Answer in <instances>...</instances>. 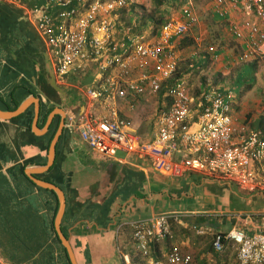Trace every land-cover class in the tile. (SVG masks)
I'll return each mask as SVG.
<instances>
[{
    "label": "built area",
    "instance_id": "2783aa9c",
    "mask_svg": "<svg viewBox=\"0 0 264 264\" xmlns=\"http://www.w3.org/2000/svg\"><path fill=\"white\" fill-rule=\"evenodd\" d=\"M55 2L64 7L69 0ZM224 3L241 5L253 15L231 26L236 37L248 36V50L241 59L248 58L264 46V0H215L216 8ZM126 4L127 0L86 1L61 10L56 19L48 13V4L27 10L50 50L58 84L63 85L70 73L85 70L90 62L97 64L99 77L80 88L86 103L77 117L68 116L69 126L89 149L103 156L121 151L171 178L196 172L231 181L246 191H264V136L239 122L217 87H209L196 100L183 80L175 81L166 91L171 103L158 111L151 139H143L121 113L120 103L157 94L176 72L178 56L172 38L187 33L197 21L185 7L180 18H170L162 26L158 38L128 37L129 45L118 51L112 42L114 21ZM133 69L138 72L135 77ZM180 216L165 211L132 223L134 247L148 264H193L192 256L174 244L161 257L150 254L151 242L172 237L171 221H180ZM226 242L236 245L239 264H264V233L247 234L235 228L215 232L214 249L221 251ZM120 258L130 264L127 254L121 253Z\"/></svg>",
    "mask_w": 264,
    "mask_h": 264
},
{
    "label": "crops",
    "instance_id": "0c3cea01",
    "mask_svg": "<svg viewBox=\"0 0 264 264\" xmlns=\"http://www.w3.org/2000/svg\"><path fill=\"white\" fill-rule=\"evenodd\" d=\"M34 2L31 0H0V4L8 3L18 10L15 18L19 23L23 21V26L27 32L31 31V28L36 32L32 17L29 16V11H27L39 6ZM48 2H51V6L53 1L47 0L43 5ZM188 2L192 3L191 0H188ZM80 5L81 3L74 7H79ZM53 9V11L57 12L56 14L52 13L50 9H48V13L56 19L59 14L58 8L53 6ZM215 11H219L221 15L224 13L223 17L228 20L229 25L240 24L243 20L252 19L253 17L251 13H246L241 5L234 7L232 4L224 3L221 7L215 8ZM115 18L112 42L117 43L120 50L125 45L121 38L122 34L124 32L126 34L129 27L121 25L118 21V11ZM234 21L237 23H234ZM229 31L231 36H233L231 28ZM148 33V31H144L135 37L142 36L147 39ZM128 37L134 36L128 35L127 40ZM248 39L247 35L241 38L236 37V40H239L241 44L245 43V46ZM42 44L44 45L43 42ZM173 44L174 46L176 45L175 49L178 56L182 48H179L177 39H173ZM126 46L128 45L124 47ZM14 48L15 46L8 48L3 45L0 48V109L2 111H13L28 101L22 112L29 108L31 109L32 106L34 117L35 103L31 102V98H35L39 104V113L36 121L39 129H43L46 126L48 115L52 110L59 108L63 112V116L56 114L60 117L59 124L60 122L64 123L62 132L63 130L67 132L66 138L59 143V148L64 156L60 166L63 173L70 176L72 185H80L82 182L84 183L86 177L91 176L92 182L97 184L96 188L99 185L102 186L101 183L105 184L107 181L108 170L116 175L114 179L116 183L120 182V168L113 169V164L134 166L144 172L143 189L136 190L124 201L114 202L111 220L106 227L99 226L88 220L77 221L68 230L70 242L72 237H86L92 257L98 264H123L120 258L121 253L129 256L130 264H148L147 259L143 258L134 247L132 223L138 219L166 211L180 214L181 220L171 221L172 237L170 239L151 242L150 254L153 257L163 256L170 245L174 244L192 256L193 264H239L236 245L233 242H226L223 249L217 251L212 244L214 234L215 232H226L232 228L240 229L247 234L264 233V191H246L231 181L216 179L196 172H191L178 178H171L154 172L149 167L148 162L136 156L126 155L121 151H117L111 156H103L89 149L81 140L79 133L69 126L67 118L68 116L77 117L82 112L86 102L80 88L89 86L98 79L97 64L90 62L85 70L78 73H70L63 85L55 81L61 90L57 91L49 83L50 77L54 76L52 75L53 65L50 50L44 45L43 61L41 63L31 57L30 51H23L22 49L14 51ZM180 54L179 56H181ZM178 64L180 66V63ZM9 71L14 74L11 79ZM137 74L136 69L131 71L132 77ZM158 95L159 92L157 94L146 93L145 95L131 98L130 104L128 99L125 103H120L121 113L131 121L137 133L146 140L151 139L153 136L156 129L155 119L153 120L152 129L147 131L148 134H145L147 129L146 126L144 127L140 124L139 113L144 114L147 112L144 111V108H148L147 104L149 101H155L159 104ZM165 95L167 97L166 92ZM199 98L197 96L196 100ZM163 100L162 109H166L171 102H168L167 98H163ZM15 101L18 103L17 107L13 110L9 109L8 106L13 105ZM251 105V103L249 105H241L240 108H243L241 110H243L244 116H249L251 123H256L258 116L255 117L256 112L252 108L250 109ZM48 108L52 109L41 126L40 112L41 110L46 111ZM140 109L143 111L140 112ZM16 116L10 118L0 117V196L2 194L4 196L10 195L12 191L15 192L14 184L8 173V170L13 168V166L26 163L24 173L31 180L28 170L31 167L44 166L48 161L46 153L45 164H27L32 159H38L45 155L44 150L40 147V141H35L34 136L45 134L48 128L43 133H36L32 129V122L30 123V128H27L21 120L16 121L13 119ZM55 157L56 149L54 160ZM49 167L41 172H32V175L36 177L35 174L44 173ZM38 179L43 180L42 178ZM112 187L110 190H112ZM21 190L23 194L18 196L19 199L36 198L34 193L31 194V190L28 191L29 189L25 188ZM199 229L202 230L201 233H198ZM12 244L13 239L0 231V264H31V256L21 253L20 257L17 258L15 253L10 252L9 255L2 248L5 246L11 247ZM36 258H39L38 253ZM77 262L82 264L78 259Z\"/></svg>",
    "mask_w": 264,
    "mask_h": 264
},
{
    "label": "trees",
    "instance_id": "16d2710c",
    "mask_svg": "<svg viewBox=\"0 0 264 264\" xmlns=\"http://www.w3.org/2000/svg\"><path fill=\"white\" fill-rule=\"evenodd\" d=\"M31 1H35L36 5L41 6L47 0ZM48 1H53L51 6V2L47 4L50 11L56 14L57 12L53 11V6L54 8L57 6L59 13L63 8H71L87 0H69L70 5L64 7L57 4L56 0ZM150 2L152 7L148 9L144 5H138L132 0H128V5L118 10V12H123L129 6V11L132 13L134 19L126 25L129 27L126 34L125 32L122 34L123 44L129 45L127 40L128 35L137 36L144 31L149 32L147 39L154 40L158 38L162 26L172 17L173 9L181 7L188 0H150ZM213 7L216 8L215 4H213ZM136 8L141 11H137L136 13ZM17 13L18 10L8 3L0 4V48L2 45L8 48L15 46L14 51H19V49L30 51L31 57L42 63L44 45L32 28L31 31L27 32L23 26V21L21 23L17 21L15 18ZM223 14L221 15L215 9L212 10V22L220 23L222 21L227 32L230 30L232 24L229 25L228 20L223 17ZM192 28L184 35L173 36L172 41L173 39H177L179 48H182L180 50L188 51L190 54L186 58V61L182 63V69L178 65L176 72L162 83L159 92L164 94L168 87L175 81L181 80L184 74L190 72L200 73L207 64L220 57L222 67L220 71L214 74V84L218 85V90L231 104L232 113L238 117L239 122L246 124L250 130L259 131L264 136V107L256 123H251L248 118L249 116H241L236 112L239 109L241 110L243 97L248 91L253 90V88L261 90L258 85V72L261 70L260 55L253 52L250 57L241 59V55L248 50L247 46L250 40L248 39L245 46V43H239L234 35L231 37L233 40L226 38L223 35V30L215 31L213 36H206V39L200 44L199 48L196 38L191 33ZM121 50L122 48L118 49V51ZM223 67L224 69H222ZM224 72L225 74H223ZM9 76L10 79L13 78V72L9 71ZM224 76H226V79L223 78ZM212 86L214 85L209 84L207 87L198 90L196 97H200L203 91L208 90ZM165 98H167L168 102H171L170 97L167 96ZM17 104L15 101L8 108L13 110L17 107ZM262 104H264V94ZM51 109L48 108L46 111L41 110V126L44 124ZM13 119L16 121L21 120L27 128H30V123L33 119L32 106L31 109L25 110ZM59 119L60 117L56 115L45 134L34 136L35 141H40V147L44 150L45 155L38 159H32L27 164H45L46 153L50 141L58 128ZM66 136L67 132L63 130L55 146L56 157L53 164L46 172L37 173L35 176L55 184L64 192L66 208L60 226L64 235L69 236V228L80 220H88L99 226L106 227L111 220L114 202L124 201L136 190L143 189L144 172L134 166L113 164V169L120 168V182L116 183L114 180L116 175L108 170L107 181L105 184L102 182V186L99 185L96 188L97 184L92 182L91 176L86 177L84 183L82 182L80 185H72L70 176L63 173L60 166V162L64 156L59 148V143ZM25 166L26 163H20L8 170L15 187V192L12 191L10 195L4 196L2 194L0 196V231L13 239L11 247L5 246L2 248L9 255L10 252L15 253V257L17 256V258L20 257L21 253L31 256V264H71L66 250L61 245L54 229V218L58 210L57 195L53 190L39 187L30 180L24 173ZM112 185L114 186L112 187ZM111 187L112 190H110ZM23 188L29 189L28 191L31 190V194L34 193L36 198L19 199L18 196L23 194L21 190ZM92 191L94 192L93 194ZM71 245L77 259L82 264H98L92 257L86 237H72ZM37 253L39 254L38 259L36 258Z\"/></svg>",
    "mask_w": 264,
    "mask_h": 264
},
{
    "label": "rangeland",
    "instance_id": "374dc122",
    "mask_svg": "<svg viewBox=\"0 0 264 264\" xmlns=\"http://www.w3.org/2000/svg\"><path fill=\"white\" fill-rule=\"evenodd\" d=\"M132 1L138 5H144L148 9L152 7L150 0H132ZM191 2H192L191 4L187 2L186 4H183L181 7L173 9L171 18H180L182 9L185 7H188L193 11L194 15L197 17V21L195 25L193 26L191 33H193L194 37L196 38L197 46L199 48L201 46L200 44L203 43L204 40L206 39V36H213L215 34V31H218V30H223L224 31L223 35L226 38L231 39L232 36L230 34V31L229 30H228L229 32L225 31L224 24L222 21L220 23L217 22L218 24L216 22H212V17H211L212 10L215 9L213 7V4H215L214 0H211V1L191 0ZM135 11L137 13V11H141V10L136 8ZM118 14H119L118 21L123 26H126L129 22H132L134 20L132 13L129 11V6L123 12L119 11ZM234 23H237V22L234 21ZM175 48H176V45H175ZM262 48L264 49V46ZM262 48L257 50V53L260 55L259 60L261 63V70L258 72V85L261 88V90L259 89L256 90V88H253V90L248 91L243 97L244 99L241 103L242 106L249 105L251 103L252 105L250 106V109L252 108L254 112H256L255 117L259 116V114L261 113L264 107V104H262V98L264 94V50ZM180 53L179 54L181 56H179L178 54V63H180V68L182 69L181 67L183 66L182 63L186 61V58L189 56L190 52L180 51ZM220 69H221L220 57H217L215 61L207 64L206 67L200 71V73L196 74L194 72H190V73L184 74L181 77V80H183L189 92L193 95H196L198 93V90L203 89L204 87H207L209 84L214 85V87H218V85L214 84V74L217 71H220ZM225 72L223 74H225ZM223 78L226 79V76H224ZM164 95H165V92L164 94L159 92V95H158L159 96L158 98L160 99L159 104L156 103L155 101H149L147 104L148 108H144L145 109L144 111H147V112H145L144 114L139 113L140 122H141L140 124L143 125L144 127L146 126V129H147L145 130L146 132L145 134H148L147 131L152 129V125L154 123L153 120L155 119L158 111L161 110L164 105L163 98L166 97V95L165 96ZM156 106L158 107L155 109ZM142 111L143 110L140 109V112ZM236 112L238 115L243 116V110L239 109Z\"/></svg>",
    "mask_w": 264,
    "mask_h": 264
},
{
    "label": "water",
    "instance_id": "95a60500",
    "mask_svg": "<svg viewBox=\"0 0 264 264\" xmlns=\"http://www.w3.org/2000/svg\"><path fill=\"white\" fill-rule=\"evenodd\" d=\"M53 75V74H52ZM50 85L57 91H61L60 87L56 85L55 83V79L54 76L50 77ZM31 102L35 103L34 106V111H35V115L33 117V121H32V129L36 132V133H43L45 132V130L48 128L49 124L51 123L52 118L54 117V115L56 114H60L61 116H63V112L59 109L56 108L54 110H52L47 118V122H46V128L44 127L43 129H39L37 127V117H38V113H39V104L38 101L35 98H31ZM28 101L23 103L22 105H20L17 109L13 110V111H2L0 109V117L1 118H10L13 116L18 115L19 113H21L25 107L27 106ZM64 123L60 122V124L58 125V128L53 136V138L50 141L49 147H48V152H47V158L48 161L44 166H38V167H31V169L28 170V174L31 177V180L39 187H43V188H47V189H51L53 190L58 198V210L57 213L55 215L54 218V229L55 232L57 234V237L61 243V245L65 248L67 256L69 258V261L71 264H78L73 247L71 245L69 236H65L64 233L61 230V221H62V217L64 215L65 212V208H66V199H65V194L62 191L61 188H59L58 186H56L55 184L51 183V182H47L41 179H38L36 177H34L32 175V172H41L46 170L54 161V154H55V146L56 143L58 141L59 135L62 132V128H63ZM31 171V173H30Z\"/></svg>",
    "mask_w": 264,
    "mask_h": 264
},
{
    "label": "clouds",
    "instance_id": "9594fccd",
    "mask_svg": "<svg viewBox=\"0 0 264 264\" xmlns=\"http://www.w3.org/2000/svg\"><path fill=\"white\" fill-rule=\"evenodd\" d=\"M128 1V0H127ZM126 5H128V4H126Z\"/></svg>",
    "mask_w": 264,
    "mask_h": 264
}]
</instances>
